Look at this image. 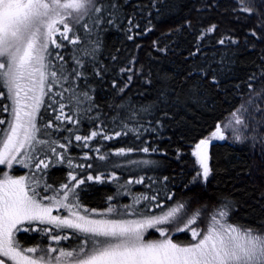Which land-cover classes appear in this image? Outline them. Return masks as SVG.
Returning a JSON list of instances; mask_svg holds the SVG:
<instances>
[{
	"label": "snow or ice",
	"instance_id": "6c2138e0",
	"mask_svg": "<svg viewBox=\"0 0 264 264\" xmlns=\"http://www.w3.org/2000/svg\"><path fill=\"white\" fill-rule=\"evenodd\" d=\"M128 2L129 0H123V2L121 0H0V88L6 90H0V100L7 101L0 104V112H6L11 117L7 121L0 119V125L7 123V130L0 129V134H3V139L0 141L2 143L0 165L6 164L11 167L12 162L17 159L22 150L26 159L36 160L34 164L36 171L29 176L13 178L5 173L3 178H0V264H264V229L228 223L229 210L235 207V202L228 198L221 202L211 217V223L203 233L191 227L199 217L200 209L187 219L183 227H178L177 231H190L195 241V243L181 245L174 243L168 236V229L157 226L169 224L173 220L183 222L178 213L185 208V204L165 210L163 203L158 202L154 206L161 208V213L147 214L151 210L149 208L151 202L159 201V193L166 191V184L161 183L152 195L141 193L134 196L131 204L120 208L110 203L102 213H97L95 209H83L82 214L79 193L75 189L85 184L84 179L78 180L75 175L70 174L69 179L75 181V184L65 183L60 190L53 189L47 182L44 170L49 167V163L39 159L36 154L50 151L63 159V154L57 152V146L66 149L68 145L58 143L59 137L53 138L57 132L72 133L75 141H82L83 147H89L88 142L98 136L104 140H110L134 133L139 138L142 130L157 131L154 127L144 128L143 125L128 126V121L134 120L136 113V109L123 97L128 83L132 80L131 75L127 77L128 83L123 86L117 87L116 81H113L112 88L116 89L115 96L120 99L117 102L113 98L107 103V107L113 110L111 121L119 125L122 131L108 135L97 125L96 130L81 136L74 134L73 129L63 127L65 123L75 125L81 123V120L74 118V115H68L65 112L66 108H71L74 113H80L81 116L95 110L96 115L87 116V119L99 120L101 105L96 100L97 90L89 83V79L95 76L102 81L110 68L99 60L97 55L99 45L95 41H90L88 37L92 35L94 29L107 33L115 28L125 31L127 39L133 40V29L138 28L139 25L134 22L133 16H128L125 12V5ZM260 3L264 4V0H260ZM162 4L163 0H152L154 9L158 10L159 5ZM255 7L258 8L259 5ZM242 11L252 15L253 7L243 6ZM89 16H92L90 23L86 22ZM126 16V27L121 29ZM81 28L83 37L78 34ZM215 30L216 26L213 25L207 29L206 33L198 37L194 50L188 58L202 55L200 41L207 33ZM250 34L259 39L256 31L253 30ZM64 41L73 47L68 49ZM90 43L92 47L88 46ZM218 43L226 45L236 44L238 41L225 37ZM76 45L80 47H75ZM53 48L66 49L67 58L61 51L53 52ZM112 59L115 60L116 57L113 56ZM261 59L264 60V56ZM53 60L58 63L54 65ZM134 62L133 60L130 63ZM214 62L221 65L220 70L223 69V58ZM211 63L205 59L204 65L196 64L188 72L186 79L199 76L201 80L209 79L210 83L218 85L219 80L216 74L218 70L213 69ZM119 71L120 73L131 72L132 68H121ZM209 71L213 73L210 78ZM261 72L264 73V70ZM257 78V75L253 74L249 80ZM145 83L151 84L152 81L146 80ZM81 84L84 85L83 88ZM54 86L60 88V91L55 93L60 99L52 100L48 107L52 108L53 104L58 105V108L53 111L58 112L54 120L59 121V124L51 119L38 123V113L44 104V98L52 94ZM251 87L252 85L249 84L250 89ZM189 92L191 93L192 90L190 89ZM65 93L70 95L65 97ZM174 95L175 90L171 87L170 78L161 77L155 100L141 105L139 111L151 115L159 107H167L172 103L170 97ZM192 95L197 103L202 99L195 94ZM175 102L179 103L178 97ZM231 116L233 120L229 121L223 129L220 124H217L211 138L201 139L195 145L193 155L201 171L197 172L189 182L190 184H206L208 181L211 169L207 150L212 139H227L225 131L233 128V125L241 126L239 129L233 128V131L247 128L241 109L234 110ZM160 123L159 120L156 121L157 125ZM234 139L236 142H243L241 135H236ZM139 150L149 153L150 148L143 147ZM95 151L99 153L100 150L97 148ZM133 151V148H120L115 153L100 154L96 158L106 161L109 155L125 156ZM151 151L157 150L153 148ZM83 158L90 159L87 155ZM19 162L25 163L24 160ZM107 162L116 166L110 160ZM143 163L147 164L148 161ZM25 167H28V164L25 163ZM87 167L92 168L93 165L88 164ZM111 179L118 178L113 174ZM148 179L151 181L148 185L151 188L156 181L150 177ZM168 179L167 176L163 177L164 182ZM93 180L104 182L101 175L87 176V181ZM144 180L143 176L134 181L128 180L120 187L124 188L133 183L143 184ZM38 189L45 192L52 191L53 195L42 196ZM128 191L130 192V189ZM166 198L171 200L172 195H167ZM114 199L113 196L108 197V201ZM141 201H146L148 204L143 208L136 207ZM54 208L65 209L67 215H53ZM91 214L100 218H93ZM128 216L138 218H124ZM25 222L29 225L38 222L40 225L52 227H25ZM154 227L160 236L165 237L164 239H145L146 231ZM66 230H71L70 234ZM21 231L44 232L50 235L51 240L57 245L62 240L70 239L75 240V244L69 247L22 248L19 241L15 239V233ZM53 231L57 234L51 235ZM62 232L63 235L60 234ZM37 253L39 255H35Z\"/></svg>",
	"mask_w": 264,
	"mask_h": 264
},
{
	"label": "trees",
	"instance_id": "16d2710c",
	"mask_svg": "<svg viewBox=\"0 0 264 264\" xmlns=\"http://www.w3.org/2000/svg\"><path fill=\"white\" fill-rule=\"evenodd\" d=\"M256 5L259 7H255ZM243 6L253 7V14L249 15L242 11ZM125 12L128 16H133L134 22L139 25L133 29V40L127 39L125 31L115 28L107 33L94 29L92 35L88 37L90 41H95L99 45L97 53L99 60L110 68L102 81L95 76L89 79V83L97 90L96 100L101 105L99 120L87 119V116L96 115L95 110L81 116L80 113H74L71 108H66L65 112L80 119L81 123L78 125L65 123L63 127L71 128L74 134L81 136L96 130L97 125L108 135L122 131L119 125L111 121L113 110L107 107V103L113 98L117 102L120 99L115 96L113 81L115 80L117 87H120L128 83L127 77L131 75L132 80L128 83L123 97L136 109V113L135 119L128 121V126L143 125L144 128L154 127L157 131L142 130L139 138L134 133L110 140L98 136L88 142L89 147H83L82 141H75L72 133L57 132L53 138L59 137L58 143L68 145L66 149L57 146V152L63 154V159L50 151L36 154L39 159L49 163V167L44 170L47 182L53 185L51 181L54 180L62 184L75 171H84L85 175L90 171L93 177L101 175L104 182L93 180L88 183L85 177L86 182L81 185L84 189L79 194V201L92 209L105 208L115 201H108L109 196L120 197L118 201H132L134 196L141 193L152 195L161 183L166 184V191L159 193V201L151 202L149 205L151 210L147 214L161 211V208L154 206L158 202L163 203L164 209L175 203L185 204V208L178 215L183 222L173 220L165 224L168 232L172 234V239L181 244L192 243L194 240L190 231L176 233V229L183 227L187 219L200 209L194 226L203 232L225 198L235 202V207L229 210L228 223L264 229V73L261 72L264 70V60L261 59L264 56V4H261L260 0H163V4L159 5L157 10L152 7V0H129L125 5ZM91 19L92 16H89L86 22L90 23ZM126 24L127 16L121 29L126 27ZM213 25L216 26V30L207 33L200 41L202 55L188 58L198 37ZM253 30L259 39L250 34ZM78 34L83 37L82 28ZM69 35L71 36V33ZM225 37H231L238 43L220 45L218 41ZM57 40L59 42L58 36ZM64 43L68 49L73 47L67 41ZM88 46L93 45L90 43ZM52 51H61L67 58V50L64 48L59 50L53 48ZM113 56L116 57L115 60L112 59ZM222 58L224 66L220 70L221 65L214 61H220ZM205 59L212 62L213 69L218 70L216 73L218 85L210 83L209 79L201 80L199 76L186 79L191 68L196 64L204 65ZM133 60L135 62L130 63ZM56 63L58 62L53 60V64ZM129 67L132 68L131 72L120 73L121 68ZM253 74L258 78L250 81L249 77ZM212 75L213 73L209 71L208 77ZM165 76L170 78L171 87L175 90V95L170 97L172 103L167 107H159L151 115L140 113L141 105L155 100L161 77ZM146 80H151L152 83H145ZM249 84L252 85L251 89ZM81 87L84 85L81 84ZM58 91L60 88L54 86L52 94L45 97L38 114V123L51 119L59 124V121L54 120L58 112L53 111L58 105L48 107L52 100L60 99L55 95ZM192 94L202 98L199 103ZM69 95L70 93H65V97ZM177 97L179 103L175 102ZM241 106H244L247 124V128L243 129L241 134L243 142H230L229 139L211 140L209 147L211 174L208 181L206 184H190L197 172L201 171L193 155L194 146L215 131L217 124L225 125L231 113ZM9 119L11 117H4L5 121ZM157 120L161 122L160 125L156 124ZM2 139L3 134H0V141ZM143 147H149V153L139 150ZM97 148L100 150L99 153L95 151ZM120 148H133L134 151L125 156L109 155L106 161L96 158L100 154L115 153ZM153 148L157 151H151ZM85 155L90 159L85 160L83 158ZM21 160H24V157H18L15 162L12 170L15 174L23 173L24 170L36 171L35 159H26L28 161L26 164L30 167H25V163L21 164L19 162ZM108 160L114 162L116 166L108 163ZM143 161L148 163L145 164ZM88 164H92L93 167L88 168ZM79 165H84L87 170H81L82 167ZM112 174L118 179L112 180ZM142 176L145 178L143 184L133 183L124 188L120 187L128 180L134 181ZM165 176L169 178L166 182L163 181ZM149 177L156 181L151 188L148 186L151 183ZM167 195H172V199L168 200ZM122 196L127 197L121 198ZM146 204L148 202L141 201L138 206L143 208ZM27 236V232L21 231L17 237L24 243L22 240ZM30 244L41 245L42 237L33 234Z\"/></svg>",
	"mask_w": 264,
	"mask_h": 264
},
{
	"label": "rangeland",
	"instance_id": "374dc122",
	"mask_svg": "<svg viewBox=\"0 0 264 264\" xmlns=\"http://www.w3.org/2000/svg\"><path fill=\"white\" fill-rule=\"evenodd\" d=\"M0 90H2V88H0ZM4 90V89H3ZM4 91H6V90H4ZM44 100H45V98H44ZM1 102H4V103H6L7 101L6 100H0V103ZM42 108V107H41ZM41 108H40V110H41ZM239 109H241V113L243 114V115H245L244 114V106H241V107H239ZM40 112V111H39ZM39 114V113H38ZM8 116V118L10 117L9 116V114L8 113H6V112H0V119H4V117L6 118ZM228 119H229V121H231V120H233V117L230 115L229 117H228ZM229 121H226V123H225V125L226 124H228V122ZM225 125H223V126H221V128L223 129L224 128V126ZM4 125H0V129H2V127H3ZM7 127V123H5V126H4V128L3 129H5ZM233 128H237V129H239V128H241V126H236V125H233ZM233 128H229V129H227L226 131H225V135L227 136V139H225V140H228L229 139V141L230 142H236L235 141V139H234V137L236 136V135H241L242 134V132H243V129L241 130V131H233ZM212 134V133H211ZM211 134H209L208 135V137H206V138H211ZM244 134V133H243ZM205 138V139H206ZM212 140H216V139H212ZM217 140H219V139H217ZM225 140H221V141H225ZM234 140V141H233ZM199 143V142H198ZM0 147H2V143H0ZM209 147H210V144H209V146H208V157H209V160H208V162H209V167H210V156H209ZM193 152L195 151V146H194V148H193V150H192ZM23 152H24V150H22V152H21V154L20 155H18L17 156V159H18V157H24V161H25V163H27L28 161H26V157L23 155ZM196 158V157H195ZM16 159V160H17ZM16 160L15 161H13L12 162V166L11 167H8L6 164L5 165H0V178H3V175L5 174V173H7L8 175H10V176H12L13 178H18V177H20V176H29L31 173H33V171H28V170H24V172L23 173H18V174H15L12 170H13V167H14V165H15V162H16ZM21 164H23V163H21ZM28 167H30L29 165H28ZM81 170H87V169H85V167H82V169ZM201 170V169H200ZM211 174V173H210ZM72 175H75L76 177H77V179L79 180V179H84L85 181H86V179H85V177H87L88 175H90V171H88L87 173H86V175H85V172L84 171H75L74 173L72 172ZM113 175V174H112ZM115 175V174H114ZM210 176V175H209ZM209 178V177H208ZM50 181H51V179H50ZM51 182H53V185L52 184H50L51 186H52V188L53 189H56V190H60L61 189V186L63 185V184H65V183H69L70 185H74L75 184V181H70V179L68 178V179H66V181L65 182H63L62 184L60 183H57L56 181H54V180H52ZM96 182V181H95ZM88 183H90V181L88 182ZM83 186V185H82ZM84 189V187H81V185L79 186V187H77L75 190L80 194V192H81V190H83ZM38 191H41V195L42 196H51V195H53V192L52 191H47V192H45V191H42V190H40V189H38ZM127 196H122L121 198H126ZM71 198V197H70ZM118 198H120V197H115V201H113V202H111V203H113V204H115V206L117 207V208H120L121 206H123V205H126V204H131L132 202H133V200L131 201V200H122V201H118ZM45 203H47V201H45ZM79 203H80V201H79ZM179 204H181V203H175L173 206H171V207H176L177 205H179ZM80 205H81V212H82V214H83V209H89V210H92V208H90V207H86V206H84L83 204H81L80 203ZM109 206V204L107 205V207ZM107 207H105V208H93V209H95L96 210V212L97 213H102V212H104L106 209H107ZM136 207H138L139 208V206L137 205ZM169 207H167V208H165V210H167ZM162 211V210H161ZM161 211H159V212H157V213H152V214H148V215H159L160 213H161ZM181 213V212H180ZM180 213H178V215L180 214ZM52 214L53 215H60V216H65V215H67V211L65 210V209H63V208H60V209H56V208H54L53 209V212H52ZM91 215H93V218H100L99 216H96L95 214H91ZM124 218H138V217H133V216H128V217H124ZM25 227H32V228H44V227H52V226H50V225H40L38 222H33L32 223V225H29L27 222H25V225H24ZM157 227H162V228H166V229H168V227L164 224V225H158ZM192 228H197L196 226H194V224H193V226H191ZM198 229V228H197ZM69 234H70V232H71V230H66ZM176 233L177 232H181V231H175ZM27 233H28V236L26 237V239L25 240H22V241H24V243H21L20 241H19V238L17 237L18 236V232L17 233H15V239L16 240H18L19 241V243H20V245H21V247L22 248H29V247H38V248H47V247H49V246H55V247H60V246H64V247H69V246H71V245H74L75 244V240H72V239H70V240H68V241H60V244L59 245H57L54 241H52L51 240V238H50V235H46L44 232H41V231H27ZM203 233V232H202ZM33 234H39L41 237H42V244L41 245H35V246H33L32 244H30V238H32L33 237ZM54 234H57L56 233V231H53L52 233H51V235H54ZM61 235H63L64 233L62 232V233H60ZM168 236L172 239V234L171 233H169L168 232ZM165 237H162V236H160V234H159V232H157L156 231V228L154 227V228H150V229H148L147 231H146V233H145V239L146 240H162V239H164ZM21 240V239H20ZM173 240V239H172ZM44 241H46V242H44ZM173 242L174 243H177V244H181V243H179V242H176V241H174L173 240ZM192 243H195V241H193ZM187 244H190V242L189 243H186V244H181V245H187ZM35 255H39V253H37V254H35Z\"/></svg>",
	"mask_w": 264,
	"mask_h": 264
},
{
	"label": "bare ground",
	"instance_id": "6f19581e",
	"mask_svg": "<svg viewBox=\"0 0 264 264\" xmlns=\"http://www.w3.org/2000/svg\"><path fill=\"white\" fill-rule=\"evenodd\" d=\"M132 193V192H131Z\"/></svg>",
	"mask_w": 264,
	"mask_h": 264
}]
</instances>
